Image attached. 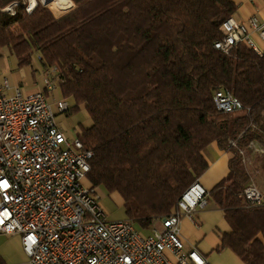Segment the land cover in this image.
Returning <instances> with one entry per match:
<instances>
[{
    "label": "trees",
    "instance_id": "16d2710c",
    "mask_svg": "<svg viewBox=\"0 0 264 264\" xmlns=\"http://www.w3.org/2000/svg\"><path fill=\"white\" fill-rule=\"evenodd\" d=\"M52 2L62 14L40 0L32 12L28 0H0V56L9 51L22 68L39 53L43 70H57L61 100L84 106L91 126L77 138L93 153L89 185L118 194L126 219L151 231L207 171L204 151L216 144L231 155L228 175L207 195L230 227L219 250L264 264V205L244 197L252 176L239 154L264 147V51L214 47L234 0ZM219 89L249 111L218 112Z\"/></svg>",
    "mask_w": 264,
    "mask_h": 264
},
{
    "label": "built area",
    "instance_id": "2783aa9c",
    "mask_svg": "<svg viewBox=\"0 0 264 264\" xmlns=\"http://www.w3.org/2000/svg\"><path fill=\"white\" fill-rule=\"evenodd\" d=\"M28 1L32 12L37 2ZM14 6L4 11L13 12ZM249 26L264 43V24L253 18ZM221 32L214 47L222 53L245 42L261 54L246 24L231 18ZM57 74L46 72L44 90L29 95L6 77L0 82V236H19L28 264H209L181 239L182 219H193L208 206V191L199 180L184 192L177 211L155 219L148 234L129 219H108L98 189L87 182L93 153L57 123L68 111L66 101L54 98ZM214 103L222 114L249 111L228 90H216ZM250 147L264 153L257 143ZM239 154L246 166L247 154ZM243 194L250 205H264L253 181Z\"/></svg>",
    "mask_w": 264,
    "mask_h": 264
},
{
    "label": "crops",
    "instance_id": "0c3cea01",
    "mask_svg": "<svg viewBox=\"0 0 264 264\" xmlns=\"http://www.w3.org/2000/svg\"><path fill=\"white\" fill-rule=\"evenodd\" d=\"M234 2L236 3L238 9L236 14L233 16V19L248 26L251 39L257 45L259 50L263 52L264 43L260 39L258 32L254 31L249 26V24L253 18H256L260 25L264 24V1L234 0ZM56 12L62 13V10L60 9ZM3 51H1V56ZM4 77L8 78L13 86L20 88L22 91L21 85L13 84L12 82L14 81L9 75H5ZM45 79L46 71L44 70L42 78L43 88L41 91H43L45 88ZM87 126L90 127L91 123ZM204 154L206 160L208 161L209 167L207 171L201 176L199 181L209 193L228 175L229 159L231 158V155L220 150L216 144L208 146L205 149ZM256 165V161H253L249 158L248 166L251 168ZM113 196H117L120 204L124 203L123 199L118 194H113ZM108 219L119 220L110 218ZM124 219H126V216ZM141 232L143 234H148L150 231L142 230ZM227 232H230V227L224 218V212L214 203H209L208 206L203 210H197L193 216V219L184 217L181 221V239L183 240L185 246L188 248L196 247L207 259L209 264H244L231 250H219L221 245V236ZM11 237L18 238L20 242L19 236ZM21 253L26 257L22 247ZM26 259L28 261L27 257Z\"/></svg>",
    "mask_w": 264,
    "mask_h": 264
},
{
    "label": "rangeland",
    "instance_id": "374dc122",
    "mask_svg": "<svg viewBox=\"0 0 264 264\" xmlns=\"http://www.w3.org/2000/svg\"><path fill=\"white\" fill-rule=\"evenodd\" d=\"M35 1L37 2L38 0ZM40 1L44 2V0ZM52 3L53 2L51 1L46 4V6L50 7L55 14L60 15V13L55 11L56 9H54ZM39 58V53H34L31 65L20 68L17 66V61L13 54L9 53L7 50L3 51L2 56L0 57V81L5 75H9L14 81L12 82L13 84L21 85L24 95L41 91L43 88L42 78L44 70L40 64ZM56 87L57 94L54 95V98L61 99L58 83H56ZM66 102L68 103L70 111L58 115L57 123L65 135L69 139H73L78 136L82 128L88 127L87 125L91 123V119L84 109V106L80 105L77 110H74L73 108L75 106V102L72 99H67ZM257 146L261 150H264L263 146L261 147L258 144ZM249 158L256 161L257 165L250 168L248 166ZM247 160V165H243L251 174L252 180L256 184L259 191L264 195V153L261 154L252 149L247 155ZM98 194L101 198V205L105 209L108 218L119 220L125 218L123 204H120L117 196L114 197L113 195H109L102 188L98 189ZM20 246L18 238L0 237V255L4 258L6 264H28L26 257L21 253Z\"/></svg>",
    "mask_w": 264,
    "mask_h": 264
},
{
    "label": "bare ground",
    "instance_id": "6f19581e",
    "mask_svg": "<svg viewBox=\"0 0 264 264\" xmlns=\"http://www.w3.org/2000/svg\"><path fill=\"white\" fill-rule=\"evenodd\" d=\"M51 1H54V0H44V2L46 3H50ZM35 0H32V4L35 5ZM27 11H28V7H27Z\"/></svg>",
    "mask_w": 264,
    "mask_h": 264
},
{
    "label": "water",
    "instance_id": "95a60500",
    "mask_svg": "<svg viewBox=\"0 0 264 264\" xmlns=\"http://www.w3.org/2000/svg\"><path fill=\"white\" fill-rule=\"evenodd\" d=\"M43 4H45V5H46V4H48V3H46V2H43ZM72 7H73V4H72Z\"/></svg>",
    "mask_w": 264,
    "mask_h": 264
}]
</instances>
